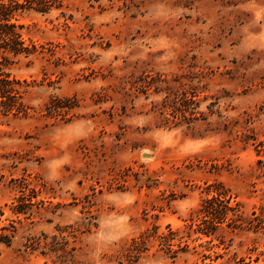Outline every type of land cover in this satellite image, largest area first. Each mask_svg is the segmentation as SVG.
<instances>
[{
	"label": "rangeland",
	"instance_id": "1",
	"mask_svg": "<svg viewBox=\"0 0 264 264\" xmlns=\"http://www.w3.org/2000/svg\"><path fill=\"white\" fill-rule=\"evenodd\" d=\"M21 22L38 52L13 69L29 115L0 116V264H264V0H64ZM212 187L254 226L126 259Z\"/></svg>",
	"mask_w": 264,
	"mask_h": 264
},
{
	"label": "trees",
	"instance_id": "2",
	"mask_svg": "<svg viewBox=\"0 0 264 264\" xmlns=\"http://www.w3.org/2000/svg\"><path fill=\"white\" fill-rule=\"evenodd\" d=\"M64 0H0V116L9 118H24L29 115L30 108L23 102L28 83L17 78L13 69L22 61L29 60L38 52L37 46L28 41L23 34L22 17L29 12L41 14L61 9ZM14 212L23 215L26 206L21 203L14 206ZM0 210V244L11 246L16 234L15 227L4 225ZM222 226L232 231L251 228L254 220L244 218L230 192L224 187L208 189V197L203 200L198 210L185 222L184 230H173L167 226V232H159L157 227L133 239L127 249L126 259L136 262L147 251V243L155 240L158 244L173 254L186 246V242L195 236V240L212 243ZM178 250H175V248ZM226 249L223 240L212 245ZM211 248V247H210ZM209 248V249H210ZM182 250V249H181ZM215 254H218L215 252ZM211 258L204 255V259ZM221 258V255H218ZM215 258V259H216ZM211 261H214L210 259ZM207 264V263H205Z\"/></svg>",
	"mask_w": 264,
	"mask_h": 264
}]
</instances>
